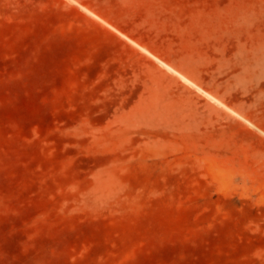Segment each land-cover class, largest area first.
<instances>
[{
  "label": "rangeland",
  "instance_id": "1",
  "mask_svg": "<svg viewBox=\"0 0 264 264\" xmlns=\"http://www.w3.org/2000/svg\"><path fill=\"white\" fill-rule=\"evenodd\" d=\"M0 264H264V0H0Z\"/></svg>",
  "mask_w": 264,
  "mask_h": 264
}]
</instances>
